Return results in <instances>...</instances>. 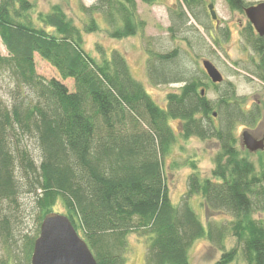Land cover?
I'll return each instance as SVG.
<instances>
[{
	"label": "trees",
	"instance_id": "trees-1",
	"mask_svg": "<svg viewBox=\"0 0 264 264\" xmlns=\"http://www.w3.org/2000/svg\"><path fill=\"white\" fill-rule=\"evenodd\" d=\"M137 1L152 7L161 0H98L83 10L90 17L85 29L58 6L34 19L30 0H0V39L8 52L0 53V73L14 85L11 104L0 96V264H31L41 224L58 207L97 264H127L132 234L146 243V264H191L190 251L202 239L221 252L215 264H264V161L249 160L237 136L239 126L259 123L261 111H245L233 84H213L191 63V51L208 47L190 24V15L200 22L194 10L202 11V1L180 0L169 9L171 39L187 48L147 50L149 84L180 86L167 95L166 108L134 78L120 52L97 47L96 58L85 49V34L100 29L97 17L115 40L144 33ZM36 57L59 78L40 76ZM263 69L264 62L246 73L264 83ZM170 121L179 122L178 136L216 140L220 147L211 178H201L191 164L195 173L180 203L172 201L164 169L178 140ZM24 192L38 211L33 237L23 234L18 217ZM197 197L232 221L204 223L192 207ZM228 234L236 241L231 250Z\"/></svg>",
	"mask_w": 264,
	"mask_h": 264
},
{
	"label": "rangeland",
	"instance_id": "rangeland-1",
	"mask_svg": "<svg viewBox=\"0 0 264 264\" xmlns=\"http://www.w3.org/2000/svg\"><path fill=\"white\" fill-rule=\"evenodd\" d=\"M30 1L35 6L33 10L34 19H36L39 14L50 13L53 7L58 6L67 14L68 18L71 19L74 24L86 29L90 17L86 15L83 10L84 8L88 9L94 6L98 0ZM179 1L180 0H161L152 7L143 4L141 1H137L139 19L146 24V27L144 33H140L136 37L125 40H115L111 38L109 33L111 30L106 26L101 17H97L96 19L100 27L99 31L87 33L84 38L86 51L96 58L100 57L97 47H101L107 50V52L115 50L124 55L134 78L145 86L147 92L161 108H166L167 106V95L178 90L180 86L153 87L149 84L147 79V50L152 48L157 52L167 53L175 48H187L186 45L181 42H174L168 31V28L171 26L169 9L177 6ZM243 1L245 5L264 2V0ZM210 3L212 5L214 4L216 12L220 19L223 20L222 22L224 24L222 26H230L232 32L228 40L223 42V48L215 46L212 38L207 33H204L203 27L199 26L198 22L191 17L190 24L200 28V34L205 38L208 46L202 52L198 51L197 55L191 51L193 59L191 63L204 71L202 60L206 59L211 61L224 76L225 80L236 87L237 95L245 99V111H250L254 107L260 109L261 119L255 127L239 126L237 130L239 139L238 147L242 151L247 152L248 150L242 146V135L244 132L249 131L258 140L264 139V83L256 78L253 80L252 78L246 79L243 77V73H246V69L253 70V66H256L252 64L251 60H256L257 62L259 60L257 55L249 54V50L243 46L245 39L240 28L242 16L240 13L234 12L229 0H206L205 8L203 7L201 12V19L206 26L209 28L211 26L206 17L207 14L205 15L204 13V9L208 11L207 6ZM188 14L190 15L189 12ZM243 23L245 24L244 20ZM0 53L5 57L8 56V52L3 46L1 39ZM36 69L37 73L45 79L50 80L52 78H59L57 71L39 57H36ZM260 75H264V73L260 72ZM65 84L68 85V88L72 92L74 91V82L72 80L66 81ZM13 89L14 85L11 83L9 76L3 72L0 73V96L8 104L12 103L10 94ZM209 98L214 100L216 94L212 92L209 93ZM170 125L174 132L179 134V122L170 121ZM178 134V140L172 147L170 155L164 159L165 176L167 177L171 198L174 203H180L187 192L188 179L195 173L191 164L194 163L197 166L196 173L200 175L201 178H211L214 169V159L220 151L219 143L216 140L202 141L193 137L184 139L181 135L178 136ZM28 145L33 152L34 144L28 142ZM33 153L35 159L38 160L39 153L37 151ZM248 154L249 160L256 164H259L261 160L264 161V151ZM24 185H26L25 182ZM33 200L34 198L32 195L24 192L21 195L20 202L22 205L21 214L18 215L19 219L23 222V234L29 233L32 237L36 235L39 229L38 211L33 204ZM194 200H197L196 205L192 204V207L204 223L214 222L226 226L232 221V217L226 213L208 211L204 206V201L200 197ZM54 212L61 214L62 209L58 207L54 209ZM255 217L258 218L260 216L256 215ZM228 229H230V225ZM228 237L225 246L227 250H231L236 246V241L230 234H228ZM145 246L146 243L144 239H141L137 234L129 236L127 244V264H146ZM3 255L4 252L0 250V256ZM220 257L221 252L212 247L207 240L203 239L197 241L190 251L191 264H215L219 261Z\"/></svg>",
	"mask_w": 264,
	"mask_h": 264
},
{
	"label": "water",
	"instance_id": "water-1",
	"mask_svg": "<svg viewBox=\"0 0 264 264\" xmlns=\"http://www.w3.org/2000/svg\"><path fill=\"white\" fill-rule=\"evenodd\" d=\"M214 5L209 7L214 20ZM246 15L257 33L264 37V3L246 10ZM203 68L213 84H223L224 76L209 60L202 62ZM205 92L202 91V95ZM216 118V114H214ZM242 146L250 153L264 151V139H256L249 131L242 135ZM31 264H97L86 242L79 236L69 218L63 214L50 213L45 216L40 235L34 244Z\"/></svg>",
	"mask_w": 264,
	"mask_h": 264
},
{
	"label": "flooded vegetation",
	"instance_id": "flooded-vegetation-1",
	"mask_svg": "<svg viewBox=\"0 0 264 264\" xmlns=\"http://www.w3.org/2000/svg\"><path fill=\"white\" fill-rule=\"evenodd\" d=\"M202 3H203V7L205 8V4H206V0H201ZM179 3V2H178ZM229 3L231 4L232 6V9L234 10V12L236 13H240L241 16H242V24L240 25V28H241V32L243 33V36H244V43H243V46L249 50V54H255L257 55V58H258V62L256 60H251L252 64L256 65L257 67H262V64L264 62V37H261L257 31L255 30L254 26L250 23V21L248 20V17L246 15V10L251 8V7H254V6H257L259 5L260 3H257V4H252V5H245L244 1L243 0H229ZM264 3V2H263ZM212 4H208L207 6V10L204 9V13L205 15L207 14V19L209 20V24L211 25L210 28L206 26V24L202 21L201 19V15H202V11H197L196 9L194 10L195 14H196V17L199 19V26L201 23L204 24L203 27V30H204V33H207L214 42H218L219 46L221 48H223V42L227 41L228 38L230 37V33L232 32V29L230 26L226 25V26H222L224 23L222 22L223 20L220 19L218 13L216 12L215 10V6H214V13H215V16H216V20L213 19L212 15H211V11L209 10V7L211 6ZM214 5V4H213ZM185 7V6H184ZM203 10V9H202ZM191 14V13H190ZM194 18L193 16L190 15V18ZM169 18H170V15H169ZM195 19V18H194ZM196 20V19H195ZM243 20L245 21V24L243 23ZM197 21V20H196ZM245 25V26H244ZM197 28V27H196ZM200 32V28H197ZM244 29V30H243ZM218 34V35H217ZM228 35V37L226 38L225 35ZM258 41H261L262 42V45H260L261 49L258 50V51H255V45H257ZM215 45V43H214ZM216 46V45H215ZM243 60V59H242ZM204 61V60H203ZM202 61V62H203ZM244 61V60H243ZM255 69V67H254ZM258 69V68H257ZM264 70V69H263ZM246 71H252L251 69H246ZM262 73V71H260ZM206 73V72H205ZM244 75V76H243ZM243 77L246 78V79H250L252 78L253 80L255 78H253L250 74L248 73H243Z\"/></svg>",
	"mask_w": 264,
	"mask_h": 264
}]
</instances>
